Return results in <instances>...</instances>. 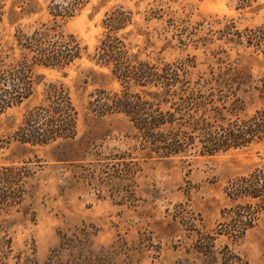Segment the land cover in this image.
Returning a JSON list of instances; mask_svg holds the SVG:
<instances>
[{"label":"rangeland","instance_id":"374dc122","mask_svg":"<svg viewBox=\"0 0 264 264\" xmlns=\"http://www.w3.org/2000/svg\"><path fill=\"white\" fill-rule=\"evenodd\" d=\"M107 16L122 18L113 34L138 61L189 65L190 85L211 90L210 120L264 110V0H0V50L16 31L29 34L54 20L82 47L68 67H37L33 94L0 113V167L29 170L18 203L0 210L11 238L1 263L264 264V201L226 194L229 180L264 167V136L200 154V145L223 139L230 125H186L175 137L185 151L160 156L156 133L145 136L122 112L96 114L98 91L122 88L94 60ZM49 82L68 89L75 135L19 143L13 133ZM236 204H246L252 218L232 235Z\"/></svg>","mask_w":264,"mask_h":264},{"label":"trees","instance_id":"16d2710c","mask_svg":"<svg viewBox=\"0 0 264 264\" xmlns=\"http://www.w3.org/2000/svg\"><path fill=\"white\" fill-rule=\"evenodd\" d=\"M121 20V17H106L107 32L96 47L94 60L101 66L109 67L122 88L113 92L98 91L91 101L96 114L122 112L145 136L156 133L160 138L158 143H154V149L160 156L185 151L186 145L179 144L175 137L186 125H230L223 139H213L200 145V154L240 147L264 136V110L247 119L224 122L223 117L218 115V119L210 120L207 115L209 103L214 102L211 90L205 87L207 94H204L203 84L190 85L187 80L191 74L188 64H150L130 56L124 43L113 34L121 25ZM16 32L11 44L0 50V113L33 94L40 77L35 75L37 67L63 69L78 59L82 50L76 37L62 31L56 20L49 25L42 24L29 34L21 30ZM131 84L143 89L132 92L129 88ZM221 108L217 107L215 113H219ZM197 112L201 115L194 117ZM75 123L76 110L67 87L61 82H49L42 99L23 113L13 138L19 143L40 146L57 140L68 142L75 135ZM28 171L24 165L0 167V210L3 206L18 203L24 192L23 178L29 175ZM226 194L232 200L248 197L263 202L264 167H255L248 174L229 180ZM245 206L236 204L238 210H231L233 222L229 229L232 235L242 234L250 224L252 214L250 210H245ZM3 228L5 225L0 223V257L5 251H11V238ZM203 250L206 252V249ZM0 264H3L1 258Z\"/></svg>","mask_w":264,"mask_h":264}]
</instances>
